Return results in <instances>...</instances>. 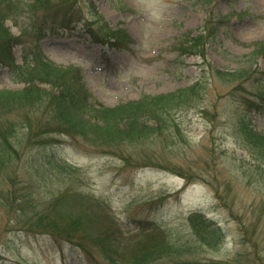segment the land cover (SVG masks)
<instances>
[{
  "label": "rangeland",
  "instance_id": "rangeland-1",
  "mask_svg": "<svg viewBox=\"0 0 264 264\" xmlns=\"http://www.w3.org/2000/svg\"><path fill=\"white\" fill-rule=\"evenodd\" d=\"M94 4L113 28L126 30L127 48L94 42L81 25L73 32L48 33L38 41L42 54L70 74L80 75L93 97L118 105L195 83L201 89L188 104L172 110L183 134L152 143L155 165L144 162L142 154H134L130 165L118 156L81 146L64 134L57 135L53 144L29 149L12 173L19 193L27 194L28 205L12 213L19 205L13 207L9 202L11 208L5 206L4 193H0V264H93L73 243L14 226L21 211L35 214L42 202L69 189L85 195L72 201L76 204L72 210L78 203L82 208L89 205L93 216L100 219L96 205L100 203L127 235L141 231L148 218L158 219L161 223L154 227V236L160 233L170 240L190 241L191 253L197 258L250 264L254 249L248 239L263 252L264 232L252 231L253 219L251 214L244 217V203L264 196V191L259 192L263 182L249 175L255 160L237 129L245 108L231 92L235 85L231 87L219 71L250 66L264 70V55H254L257 43L264 41V0H94ZM85 11L90 18L94 15ZM211 15L214 20L229 17L228 23L220 24L209 37L202 47L204 54L185 50L181 38L202 32ZM6 24L19 34L14 21L8 19ZM21 50V45L14 48L18 63L22 62ZM23 86L8 70L0 69V91L22 90ZM249 116L253 129L264 133V100ZM0 181V188L13 185L10 177H0ZM218 191L224 199H219ZM231 199L235 215L221 205ZM194 213L222 226L224 236L218 246L196 244L189 217ZM259 225L264 229V217ZM133 249L126 247L125 255Z\"/></svg>",
  "mask_w": 264,
  "mask_h": 264
},
{
  "label": "trees",
  "instance_id": "trees-1",
  "mask_svg": "<svg viewBox=\"0 0 264 264\" xmlns=\"http://www.w3.org/2000/svg\"><path fill=\"white\" fill-rule=\"evenodd\" d=\"M85 10L94 15L86 16ZM96 10L94 0H0V69L6 68L15 80L25 85L22 90L0 91V177H10L13 183L11 188L1 187L0 193H4L1 197L5 206L11 208L9 202L13 207L19 205L12 213L29 203L27 194L19 193L21 189L12 177L18 168L17 162L34 146L55 143L57 135H68L81 146L101 155L118 156L130 165L134 154L136 157L142 154L144 162L155 165L157 163L151 159L156 150L152 143L162 139L169 141L172 136L176 138L178 133L183 134L172 110L194 99L201 89L197 83L176 91L144 94L139 99L109 105L93 97L80 75L70 74L68 69L42 54L38 41L46 34L62 29L73 32L79 25L94 42L109 43L117 49L127 48L130 38L126 30L113 28ZM228 18L214 20L211 15L202 32L181 38L183 48L204 54L202 47L216 34L220 24L228 23ZM8 19L19 26V34L6 24ZM17 45L22 48L21 63L14 54ZM254 55H264V41L257 43ZM219 75L231 87L235 85L231 92L239 96L238 100L245 108L237 119V129L255 160L249 175L263 182L259 189L261 193L264 191V133L253 129L249 114L264 100V70L250 66L234 72L219 71ZM153 119L155 123H152ZM217 193L219 199L223 198L219 191ZM81 195L83 193L71 189L61 192L52 201L42 202V208L35 214L21 211L14 226L17 230L49 233L59 241L73 243L93 264H227L195 257L190 241L170 240L160 233L154 236V227L159 228L161 223L158 219L148 218L141 231L137 229L134 234L127 235L100 203L96 204L100 206V219L93 216L89 205L82 208L78 203L72 210V201L82 199ZM257 199L248 205L247 201L244 203L247 207L244 217L251 214L250 224L256 234L257 231L264 232L259 227L264 217V196ZM222 202L221 205L235 215L234 199ZM189 217L197 237L196 244L219 245L224 236L222 226L215 225L201 213ZM245 230L249 229L246 227ZM248 241L253 242L254 249L250 264H264V250L261 252L252 238ZM128 246L134 249L126 256L124 249Z\"/></svg>",
  "mask_w": 264,
  "mask_h": 264
}]
</instances>
